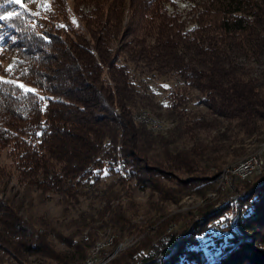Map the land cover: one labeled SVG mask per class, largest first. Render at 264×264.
I'll list each match as a JSON object with an SVG mask.
<instances>
[{
  "label": "trees",
  "instance_id": "obj_1",
  "mask_svg": "<svg viewBox=\"0 0 264 264\" xmlns=\"http://www.w3.org/2000/svg\"><path fill=\"white\" fill-rule=\"evenodd\" d=\"M75 1L94 6L81 18L88 37L68 21L65 0H51L50 10L41 14L45 21L54 22L58 32L76 33L78 39L66 47L61 36L38 28L29 9L0 0V15L21 13L19 18L0 22L11 35V47L21 46L23 54L13 71L2 70L0 77L32 85L48 98L41 111L31 94L25 95L12 84H0V151L9 149L27 193L38 192L42 199L56 194L73 204L86 186L118 175L122 183L149 187L167 200L176 197L162 180L191 189L211 184L213 177L180 180L177 172H199L210 147L196 137L212 130L221 118L237 121L248 133L264 120V92L253 70L239 61L243 55L264 58V4L259 0H191L194 26L185 30L178 16L163 9V0ZM47 58L57 63L51 76V67L42 63ZM165 76L177 77L186 88L169 92L170 114L176 123L167 132L155 131L134 118L162 107L149 80ZM190 89L198 91L210 117L188 110ZM181 136L195 143L173 151L172 144ZM253 178L237 183L246 194L239 199V230L231 221L218 223L227 213L234 214L233 203L207 207L198 220L188 221L187 231L171 234L169 246L162 250L144 255L145 247L132 246L125 258L106 264H264V177L251 182ZM9 182L10 174L0 167V264H27L29 255L42 258V264L80 263L101 229L119 228L132 234L140 228L122 201L116 196L112 199L108 192L98 211L102 224L92 225L86 235L81 230L66 235L41 217L21 215L16 200L1 195ZM212 225L229 235L226 239L219 235L221 251L208 258L196 241ZM44 226L51 227L67 248H58L49 233L40 230ZM246 232L250 238L242 239Z\"/></svg>",
  "mask_w": 264,
  "mask_h": 264
},
{
  "label": "rangeland",
  "instance_id": "obj_2",
  "mask_svg": "<svg viewBox=\"0 0 264 264\" xmlns=\"http://www.w3.org/2000/svg\"><path fill=\"white\" fill-rule=\"evenodd\" d=\"M259 1L264 4V0ZM65 2V13L68 21L72 26L74 25L76 30L78 29L79 33H86L85 22L81 18H83V15L90 14L94 6L90 4L91 2H88V4L87 1L76 3L75 0H65ZM49 3H52L51 0H33V2L27 3V9L32 13H39V15H34L39 29L47 31L50 36H61L64 44L68 47L73 40L78 39L77 35L74 31L60 30L58 32L53 21L43 19L41 14L44 12L45 7L42 5H48ZM162 5L168 13L179 17V20L185 24V30L193 28L192 15L194 13H192V7L194 3L191 0H163ZM130 10L131 7L128 5L126 13L128 17L131 14ZM73 20L76 23H73ZM124 24L125 26L130 25L128 18H126ZM86 35L88 37L87 33ZM130 37L128 36L127 39H130ZM10 38L11 35L7 33L0 22V48L3 49L2 54H0V71L7 70L9 65L16 64L23 55L20 51L21 46L18 48L11 47ZM37 47H40V45L38 44ZM50 52L52 53L54 50L51 49ZM45 61L47 67H51L48 70L51 76L57 63L55 61L51 62L50 58L43 59L42 63ZM239 61L253 70L252 76L259 81L264 92V58L257 60L254 57L243 55L239 58ZM149 82L151 89L154 91L155 100L158 104L161 103L162 107L138 113L134 116L135 121L143 122L155 131L167 132L176 123V120L170 114L169 92L173 89L184 91L186 90L185 85L175 76L156 77L151 81L149 80ZM25 85L34 88L32 85ZM187 91L190 97L187 103L188 110L198 111L210 117L208 108L199 101L198 91L193 89ZM236 123L237 121L230 123L227 119L221 118L212 130L202 131L197 135V140L209 144L210 147L202 161V167L199 172L191 174L186 172L177 173L180 180L190 179L197 175L215 179L211 184H207L201 189H191L176 184V181L162 180L163 184L171 187L175 199L165 200L166 198H164L163 200L157 192L149 187H141L133 183L128 186L119 181L118 175L104 177L99 185L86 186L79 192V199L73 204L62 201L60 196L56 194H51L46 199H42L38 192L27 193L24 185L19 181L16 162L10 156L8 148L0 151V167L10 174V182L6 185V192L3 191L1 195L14 198L20 207L19 213L26 219L33 218V216L41 217L45 221H50V226L54 227L53 229H57L66 235H72V233H77L80 230L81 233L86 235L93 227L92 225L99 226L102 224L98 211L105 205L106 202L101 198L108 192H111L112 199L116 196L118 201L121 200L127 215L140 228L132 234L124 233L119 228L114 230L110 228L101 229L99 239L91 248L87 258L75 264H89L92 258L94 264H106L114 258L123 257L127 252L126 249L132 246L137 247V249L142 246L145 247L144 255L158 249L162 250L163 247L169 246L167 243L171 234H179L180 236L181 232L187 231L188 221L194 218L198 220L201 210L209 209L207 207H222L228 203H233L234 214L227 213L218 223L223 224L231 221L235 229L239 230L237 225L238 212L241 208L239 207V199L246 196V194L239 191L241 186L237 183L253 177L251 182L260 181L259 179L264 177V165L259 167V163H251L248 172L246 171L242 175L236 169L241 163L255 157H264V120L260 121L258 127L250 133L245 129H241ZM194 143L195 139L181 136L172 144L171 148L173 151H177L190 147ZM262 187H264V184ZM109 227L111 226L109 225ZM40 230L47 231L58 248H67L54 236L51 227L44 226ZM219 235L223 237L222 239H226L229 233L218 225H212L205 234L198 237L196 246L200 245L207 253V257L212 258L221 251L223 243L222 240L217 239ZM247 235L250 236V233L246 232L242 239L250 238ZM80 236L82 235L78 234L76 237ZM116 239L118 243H116ZM42 260L36 255H29L26 263L42 264ZM143 262L137 264H143Z\"/></svg>",
  "mask_w": 264,
  "mask_h": 264
},
{
  "label": "snow or ice",
  "instance_id": "obj_3",
  "mask_svg": "<svg viewBox=\"0 0 264 264\" xmlns=\"http://www.w3.org/2000/svg\"><path fill=\"white\" fill-rule=\"evenodd\" d=\"M33 2V0H7L8 4H16L20 5L22 8H27V3ZM45 7V10H50V7L48 5H42ZM33 15H39V13H33ZM21 16V13L12 11L8 12L7 14L0 15V20L3 21H10L14 18H19ZM73 23H76L75 20H73ZM32 28H35V24L31 25ZM59 27H66L65 25H59ZM45 40H47V37H44ZM3 49L0 48V54H2ZM16 65H9L8 69L6 71L12 72ZM7 83V84H12L14 87L19 88L22 90V92L25 95L31 94L33 96V102L36 104L39 110L43 111L46 108L47 105V97L40 96L37 92V89L31 88L26 86L25 84L18 82L16 80H5L2 77H0V84ZM43 102V103H41ZM37 135H41V133H37ZM107 174V172H105Z\"/></svg>",
  "mask_w": 264,
  "mask_h": 264
},
{
  "label": "built area",
  "instance_id": "obj_4",
  "mask_svg": "<svg viewBox=\"0 0 264 264\" xmlns=\"http://www.w3.org/2000/svg\"><path fill=\"white\" fill-rule=\"evenodd\" d=\"M251 163H259V167H260L261 165H264V157L263 156L255 157V158L249 160L248 162L239 165L236 170H238L239 173L242 174L249 169V166L251 165ZM237 176L240 177L239 175H237ZM92 259L90 261V264H94V261Z\"/></svg>",
  "mask_w": 264,
  "mask_h": 264
},
{
  "label": "bare ground",
  "instance_id": "obj_5",
  "mask_svg": "<svg viewBox=\"0 0 264 264\" xmlns=\"http://www.w3.org/2000/svg\"><path fill=\"white\" fill-rule=\"evenodd\" d=\"M248 162V161H247ZM244 163H246V162H244ZM241 164H243V163H241ZM241 164H239V165H241ZM254 164V163H253ZM253 166V165H252ZM255 169V168H254ZM250 172L252 171V170H249ZM246 172V171H245ZM248 172V171H247ZM243 174V173H242ZM241 174V175H242ZM112 240V239H111ZM90 262V261H89ZM90 264V263H89Z\"/></svg>",
  "mask_w": 264,
  "mask_h": 264
}]
</instances>
